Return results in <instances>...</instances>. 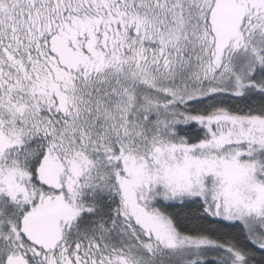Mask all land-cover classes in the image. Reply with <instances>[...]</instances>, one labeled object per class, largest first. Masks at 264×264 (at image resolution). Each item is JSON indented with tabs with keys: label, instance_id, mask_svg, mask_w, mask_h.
I'll return each mask as SVG.
<instances>
[{
	"label": "trees",
	"instance_id": "16d2710c",
	"mask_svg": "<svg viewBox=\"0 0 264 264\" xmlns=\"http://www.w3.org/2000/svg\"><path fill=\"white\" fill-rule=\"evenodd\" d=\"M216 2L0 0V183L21 190L16 198L0 191V264H137L154 235L139 223V209L210 243L188 255L161 246L174 253L171 264H264V246L246 224L210 214L201 198L142 185L124 204L121 192L130 161L153 166L171 155L169 145L205 138L194 118L264 117V45L251 39L242 42L256 43L262 62L243 92L213 90L218 86L200 78L189 91L163 86L172 83L161 67L178 44L174 28L191 30L199 56L198 29L216 37L213 49L242 44L229 39L240 26L237 10L229 24ZM118 54L120 61L108 59ZM188 93L201 97L184 98ZM48 201L78 211L60 217L55 232H35L26 215L34 202Z\"/></svg>",
	"mask_w": 264,
	"mask_h": 264
},
{
	"label": "rangeland",
	"instance_id": "374dc122",
	"mask_svg": "<svg viewBox=\"0 0 264 264\" xmlns=\"http://www.w3.org/2000/svg\"><path fill=\"white\" fill-rule=\"evenodd\" d=\"M216 3L220 9L225 10L228 15L225 14L226 17L231 20L229 24H236L231 10L238 11L236 14L240 17V26L229 33L230 40L241 43L244 39H251L260 44L259 47L264 45V39L261 38L264 34H256L257 29L264 33V0H219ZM248 7L258 11L256 16L250 15ZM245 20L250 31L242 30L241 24ZM108 28L101 26L103 31ZM209 29L212 36H218L212 26ZM198 31L196 37L202 42L201 49L205 56H199V47L196 41L191 40V30L184 24L172 30L171 37L178 44L175 50L174 47L170 50L168 62L161 67L166 80L172 83L163 86L189 91L196 84V78H200L211 80L208 82L218 86L213 89L217 91L230 88L235 93H241L250 87L252 81L246 77L251 76L255 66L262 62L256 43L245 41L236 45L227 42L222 48L213 49L211 42L215 43L216 37L212 40L209 31L208 35L203 30ZM108 59L114 62L120 61L121 57L119 54L111 55ZM192 67L194 71L190 73ZM229 82H232L234 88ZM149 87L145 85V88ZM139 89L143 88L139 86ZM198 97H201L199 93H188L184 98ZM193 121L204 131L203 140L194 144L177 141L169 145L171 155L153 166L136 160L129 162L121 186L124 204L131 201L129 198L136 186L142 185H157L178 199L196 196L203 200L210 214L245 223L250 234L256 237V242L264 246V117L238 118L216 114L208 118H194ZM3 141L0 137V148L4 146ZM0 191L15 198L21 196V190L10 185L8 180L0 183ZM34 203L26 216L35 232L40 229L55 232L60 217L68 218L78 211L73 203ZM139 210L143 212L139 223L154 235L152 240L144 241L143 248L147 254L138 259L137 264H171L170 261L175 260L174 253L160 250L161 246L165 249L184 250V255H188L189 250L199 252L201 248L210 246L205 239L179 235L170 221L159 212ZM12 232L10 230L13 239L17 236Z\"/></svg>",
	"mask_w": 264,
	"mask_h": 264
}]
</instances>
